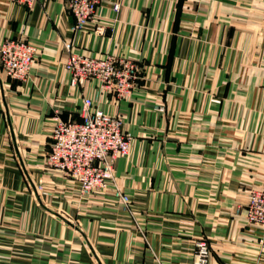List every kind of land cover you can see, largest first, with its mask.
<instances>
[{
	"label": "crops",
	"instance_id": "crops-1",
	"mask_svg": "<svg viewBox=\"0 0 264 264\" xmlns=\"http://www.w3.org/2000/svg\"><path fill=\"white\" fill-rule=\"evenodd\" d=\"M73 21L66 0H0V41L36 48L25 81L0 69V264H195L202 238L207 264H264L242 214L264 189V0H103ZM64 41L134 60L131 98L71 85ZM85 97L131 137L90 195L44 167L53 111L79 120Z\"/></svg>",
	"mask_w": 264,
	"mask_h": 264
},
{
	"label": "built area",
	"instance_id": "built-area-1",
	"mask_svg": "<svg viewBox=\"0 0 264 264\" xmlns=\"http://www.w3.org/2000/svg\"><path fill=\"white\" fill-rule=\"evenodd\" d=\"M27 7L36 0H14ZM73 16L71 30H82L95 16L97 6L103 0H66ZM112 9L117 11L118 4ZM102 27L98 26L100 33ZM68 55L64 69L71 85L93 80L98 90L111 93L119 100L131 98L138 74L137 63L125 56L107 54L95 56L75 50L71 41H64ZM35 45L20 38L6 37L0 41V69L14 81H25L35 57ZM49 150L45 154L44 167L59 171L79 185L81 195L113 184L114 162L125 155L130 147V134L123 130L119 115L108 114L93 107L91 98L85 97L79 107V120H63L54 110ZM115 195L126 208L128 198L116 188ZM240 212V208L237 209ZM246 224H258L263 228L264 240V189H251L242 210ZM210 248L205 239L196 243L195 264H207Z\"/></svg>",
	"mask_w": 264,
	"mask_h": 264
}]
</instances>
